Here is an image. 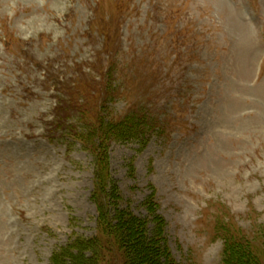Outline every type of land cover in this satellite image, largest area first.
Wrapping results in <instances>:
<instances>
[{"label": "rangeland", "instance_id": "rangeland-1", "mask_svg": "<svg viewBox=\"0 0 264 264\" xmlns=\"http://www.w3.org/2000/svg\"><path fill=\"white\" fill-rule=\"evenodd\" d=\"M262 29L264 0H0V264H264Z\"/></svg>", "mask_w": 264, "mask_h": 264}, {"label": "trees", "instance_id": "trees-1", "mask_svg": "<svg viewBox=\"0 0 264 264\" xmlns=\"http://www.w3.org/2000/svg\"><path fill=\"white\" fill-rule=\"evenodd\" d=\"M52 87H54V85H52ZM53 89H55V88H53ZM120 125H122V126H120ZM132 125H135V123H132L131 126ZM118 126L121 129L123 127V123L118 124ZM97 197H98L97 199H99V201L105 200L103 192L100 193ZM103 205H104V207L106 206V201H105V203ZM68 255H70V254L68 253ZM68 255L65 256V257H67V259L69 258ZM77 261H78V259H76V256L74 254H72V255H70V260H69L70 263L67 262V264H78ZM80 264H83V263H80Z\"/></svg>", "mask_w": 264, "mask_h": 264}]
</instances>
